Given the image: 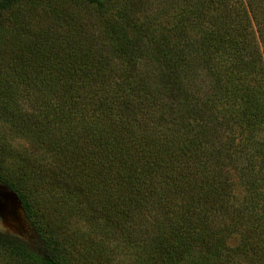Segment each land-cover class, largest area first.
<instances>
[{
	"label": "trees",
	"instance_id": "16d2710c",
	"mask_svg": "<svg viewBox=\"0 0 264 264\" xmlns=\"http://www.w3.org/2000/svg\"><path fill=\"white\" fill-rule=\"evenodd\" d=\"M4 161L21 264H81L67 206L144 264H264V0H0Z\"/></svg>",
	"mask_w": 264,
	"mask_h": 264
},
{
	"label": "rangeland",
	"instance_id": "374dc122",
	"mask_svg": "<svg viewBox=\"0 0 264 264\" xmlns=\"http://www.w3.org/2000/svg\"><path fill=\"white\" fill-rule=\"evenodd\" d=\"M1 170L11 178L17 179L18 172L11 161L0 162ZM245 185L238 182L236 195L239 201L246 195ZM37 194L38 191H36ZM48 197L47 195H45ZM59 199L62 195L58 194ZM55 200L52 202H61L58 197L53 196ZM53 207V206H52ZM60 207V206H59ZM68 208V206H67ZM63 207L58 211H47V216L51 217L56 223L54 226L60 227V232H66V237L72 239L74 243L73 256L81 261V264H144L141 257L138 255L140 248L134 247L132 244H127L124 236L119 231L109 234L107 239L102 242V236L93 233L91 234L84 223L77 221L76 216H70V211ZM21 235L27 239H32L33 231H21ZM99 235V236H98ZM236 240V239H235ZM232 242L233 244L236 242ZM91 247V249H90ZM72 254V252H70ZM110 261H103L107 258ZM0 264H21L11 253L7 252L0 246Z\"/></svg>",
	"mask_w": 264,
	"mask_h": 264
},
{
	"label": "water",
	"instance_id": "95a60500",
	"mask_svg": "<svg viewBox=\"0 0 264 264\" xmlns=\"http://www.w3.org/2000/svg\"><path fill=\"white\" fill-rule=\"evenodd\" d=\"M0 230L23 237L21 231L31 230L33 227L27 217L19 195L14 189L0 181ZM25 238V237H23Z\"/></svg>",
	"mask_w": 264,
	"mask_h": 264
}]
</instances>
